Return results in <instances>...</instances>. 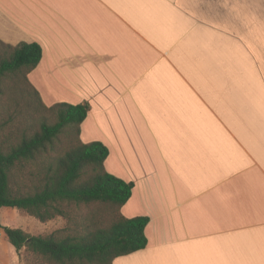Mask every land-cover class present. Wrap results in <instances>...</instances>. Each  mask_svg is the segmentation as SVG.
<instances>
[{"label":"crops","instance_id":"1","mask_svg":"<svg viewBox=\"0 0 264 264\" xmlns=\"http://www.w3.org/2000/svg\"><path fill=\"white\" fill-rule=\"evenodd\" d=\"M0 41L133 184L147 244L112 264H264V0H0Z\"/></svg>","mask_w":264,"mask_h":264},{"label":"trees","instance_id":"2","mask_svg":"<svg viewBox=\"0 0 264 264\" xmlns=\"http://www.w3.org/2000/svg\"><path fill=\"white\" fill-rule=\"evenodd\" d=\"M40 59L36 43L0 41V209L66 227L45 236L1 229L16 251L46 264H112L145 248L148 218L121 215L133 184L105 171L104 145L80 141L87 106L42 103L28 79Z\"/></svg>","mask_w":264,"mask_h":264},{"label":"rangeland","instance_id":"3","mask_svg":"<svg viewBox=\"0 0 264 264\" xmlns=\"http://www.w3.org/2000/svg\"><path fill=\"white\" fill-rule=\"evenodd\" d=\"M103 216V221H107ZM1 227L20 229L30 236L49 235L66 227V221L55 218L42 223L22 210L0 209V264H46L41 257L28 253L22 248L16 251L8 242Z\"/></svg>","mask_w":264,"mask_h":264}]
</instances>
